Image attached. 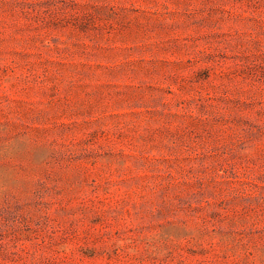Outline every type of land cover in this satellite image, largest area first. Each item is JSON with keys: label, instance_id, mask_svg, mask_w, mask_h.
<instances>
[{"label": "rangeland", "instance_id": "374dc122", "mask_svg": "<svg viewBox=\"0 0 264 264\" xmlns=\"http://www.w3.org/2000/svg\"><path fill=\"white\" fill-rule=\"evenodd\" d=\"M0 264H264V0H0Z\"/></svg>", "mask_w": 264, "mask_h": 264}]
</instances>
